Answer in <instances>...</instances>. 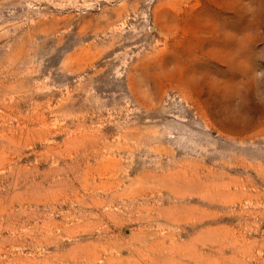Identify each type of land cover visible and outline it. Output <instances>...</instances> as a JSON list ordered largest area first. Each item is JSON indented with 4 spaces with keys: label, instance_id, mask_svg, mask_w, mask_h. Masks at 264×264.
Masks as SVG:
<instances>
[{
    "label": "rangeland",
    "instance_id": "rangeland-1",
    "mask_svg": "<svg viewBox=\"0 0 264 264\" xmlns=\"http://www.w3.org/2000/svg\"><path fill=\"white\" fill-rule=\"evenodd\" d=\"M0 264H264V0H0Z\"/></svg>",
    "mask_w": 264,
    "mask_h": 264
}]
</instances>
